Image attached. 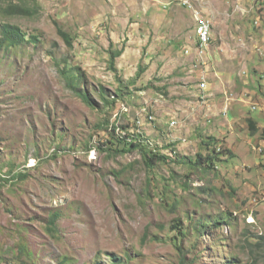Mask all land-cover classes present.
<instances>
[{"label": "rangeland", "instance_id": "1", "mask_svg": "<svg viewBox=\"0 0 264 264\" xmlns=\"http://www.w3.org/2000/svg\"><path fill=\"white\" fill-rule=\"evenodd\" d=\"M5 24L0 264H264V0H0Z\"/></svg>", "mask_w": 264, "mask_h": 264}, {"label": "trees", "instance_id": "2", "mask_svg": "<svg viewBox=\"0 0 264 264\" xmlns=\"http://www.w3.org/2000/svg\"><path fill=\"white\" fill-rule=\"evenodd\" d=\"M5 13L7 16H20V17H30L31 16V11L30 9H28L27 7H23L21 5H17V4H9L5 9H4ZM57 33L58 35L65 41V43L67 44L68 47H71V43L69 41L68 36L62 32L60 29H57ZM25 40V35H23L21 33V31L19 30V28L15 27V26H11L9 24H5L2 26V29L0 31V48L3 47H14V46H19L21 43H23ZM121 54V51L115 52L110 56V65H111V69L114 70L113 64H114V60L119 57V55ZM76 82H78V79L72 78L69 81V86L71 87V85L75 84ZM81 99L85 102H87V96L82 94L80 95ZM249 125L250 128L253 131H256L255 129V125L254 122L252 120H249ZM111 132H115L116 129L114 126H111V130L108 129V134L110 135ZM127 140V138H126ZM129 143H128V147H129V151H133V150H139L142 153V158L144 159V161L147 163L148 166L151 165V163L153 161H161V158L158 157L157 155H154L153 152H146L145 150H142V147L139 148V141L138 139L132 138V139H128ZM208 145V144H207ZM214 153V151H213ZM212 160V159H210ZM58 219V215L54 214L50 217L49 222H48V229L50 231H52L55 228V224L56 221ZM111 264H122V260L119 259H115L114 257H112V261Z\"/></svg>", "mask_w": 264, "mask_h": 264}, {"label": "built area", "instance_id": "3", "mask_svg": "<svg viewBox=\"0 0 264 264\" xmlns=\"http://www.w3.org/2000/svg\"><path fill=\"white\" fill-rule=\"evenodd\" d=\"M191 10H192L193 19L196 23L195 32L201 33V40H205V38H207L208 34L211 33L210 22L206 18L201 16L200 11L193 9V8ZM171 125H175V124L171 123Z\"/></svg>", "mask_w": 264, "mask_h": 264}, {"label": "bare ground", "instance_id": "4", "mask_svg": "<svg viewBox=\"0 0 264 264\" xmlns=\"http://www.w3.org/2000/svg\"><path fill=\"white\" fill-rule=\"evenodd\" d=\"M203 16V15H202ZM205 18V17H204ZM197 36V48L199 51L202 53L207 46H209L210 41H211V33L208 34L207 38L205 40H201V33H196ZM206 52V51H205ZM200 53V54H201ZM202 61V60H201ZM32 163V162H31ZM33 165V164H32Z\"/></svg>", "mask_w": 264, "mask_h": 264}]
</instances>
